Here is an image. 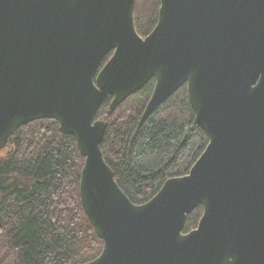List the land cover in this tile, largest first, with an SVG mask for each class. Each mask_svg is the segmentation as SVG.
Wrapping results in <instances>:
<instances>
[{
  "label": "water",
  "instance_id": "1",
  "mask_svg": "<svg viewBox=\"0 0 264 264\" xmlns=\"http://www.w3.org/2000/svg\"><path fill=\"white\" fill-rule=\"evenodd\" d=\"M134 5L0 0V149L39 119L74 138L79 203L102 243L79 264H264V0H159L145 36ZM151 79L139 124L185 85L207 143L187 173L135 204L102 156L95 116Z\"/></svg>",
  "mask_w": 264,
  "mask_h": 264
},
{
  "label": "trees",
  "instance_id": "2",
  "mask_svg": "<svg viewBox=\"0 0 264 264\" xmlns=\"http://www.w3.org/2000/svg\"><path fill=\"white\" fill-rule=\"evenodd\" d=\"M159 0H135L140 36L155 25ZM108 58V55L104 60ZM154 80L108 111V97L95 118L106 128L100 149L114 179L135 204L146 202L169 177L188 172L207 136L197 125L185 85L141 124ZM82 164L74 138L53 119L19 127L0 149V260L5 264H79L96 257L102 243L79 203ZM202 208L186 217L195 227Z\"/></svg>",
  "mask_w": 264,
  "mask_h": 264
},
{
  "label": "rangeland",
  "instance_id": "3",
  "mask_svg": "<svg viewBox=\"0 0 264 264\" xmlns=\"http://www.w3.org/2000/svg\"><path fill=\"white\" fill-rule=\"evenodd\" d=\"M109 56V55H108ZM104 62V61H103ZM0 264H5V263H3V262H1V260H0Z\"/></svg>",
  "mask_w": 264,
  "mask_h": 264
}]
</instances>
